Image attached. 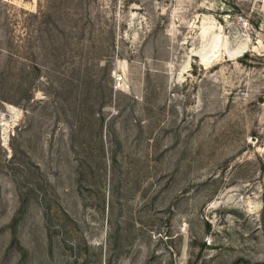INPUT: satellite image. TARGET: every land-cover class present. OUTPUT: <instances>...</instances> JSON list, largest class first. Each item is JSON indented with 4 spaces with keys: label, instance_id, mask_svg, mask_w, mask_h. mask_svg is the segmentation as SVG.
I'll return each instance as SVG.
<instances>
[{
    "label": "rangeland",
    "instance_id": "rangeland-1",
    "mask_svg": "<svg viewBox=\"0 0 264 264\" xmlns=\"http://www.w3.org/2000/svg\"><path fill=\"white\" fill-rule=\"evenodd\" d=\"M0 264H264V0H0Z\"/></svg>",
    "mask_w": 264,
    "mask_h": 264
},
{
    "label": "built area",
    "instance_id": "built-area-1",
    "mask_svg": "<svg viewBox=\"0 0 264 264\" xmlns=\"http://www.w3.org/2000/svg\"><path fill=\"white\" fill-rule=\"evenodd\" d=\"M120 78L118 77L117 80H119Z\"/></svg>",
    "mask_w": 264,
    "mask_h": 264
}]
</instances>
